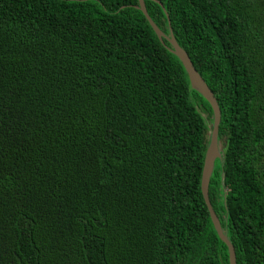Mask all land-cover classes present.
<instances>
[{
	"label": "trees",
	"instance_id": "1",
	"mask_svg": "<svg viewBox=\"0 0 264 264\" xmlns=\"http://www.w3.org/2000/svg\"><path fill=\"white\" fill-rule=\"evenodd\" d=\"M143 4L217 104L235 264H264V0ZM170 49L136 0H0V264H228L212 111Z\"/></svg>",
	"mask_w": 264,
	"mask_h": 264
},
{
	"label": "water",
	"instance_id": "2",
	"mask_svg": "<svg viewBox=\"0 0 264 264\" xmlns=\"http://www.w3.org/2000/svg\"><path fill=\"white\" fill-rule=\"evenodd\" d=\"M136 1H137V9L141 12L143 17L147 21L148 25L152 29L156 38L160 42H162V40H165L170 45L171 49L169 51L180 62L187 76L190 88L196 91L208 103L209 107L211 108L212 125H211V131H210V136H209V143H208L207 149L204 154V159H203L202 172H201V177H200V192L202 195L203 202L206 206L211 225L215 231V234L218 237V239L221 241V243H223L227 249L228 264H235L233 248L227 241L225 235L222 233L217 217L212 211L209 201H208V197H207L208 178L211 174L213 161L214 159L218 157L217 127L219 124V110H218L217 104L210 90L207 88L203 80L193 69L185 52L181 48H179L176 42L174 41L171 32L169 31L167 37L163 35L157 29V27L152 23L150 18L147 16L145 7L143 4V0H136ZM151 1H154V0H151Z\"/></svg>",
	"mask_w": 264,
	"mask_h": 264
}]
</instances>
